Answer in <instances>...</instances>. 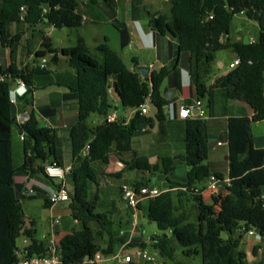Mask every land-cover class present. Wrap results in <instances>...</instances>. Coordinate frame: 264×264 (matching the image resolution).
<instances>
[{
    "label": "trees",
    "instance_id": "16d2710c",
    "mask_svg": "<svg viewBox=\"0 0 264 264\" xmlns=\"http://www.w3.org/2000/svg\"><path fill=\"white\" fill-rule=\"evenodd\" d=\"M102 2L111 5L108 0ZM169 3L170 13L157 20V30L160 35L167 32L177 35L180 50L194 57L190 69L193 71L194 66L198 97L208 95V105L212 109V91L215 88L224 89L230 101L250 105L254 116L229 119L230 183L223 184L213 194L207 189V181L213 175L207 163L210 152L208 123L200 117L187 118L186 149L178 156L188 166L187 179L184 183L169 180L167 190L162 189L160 196L147 199L144 209L149 220L156 223L161 231V234L151 237L150 244L162 257L170 260H174L177 251L181 250L186 257L202 254V264H251L240 246L244 233L250 231H256L261 240L264 239V148L255 146L253 134V124L264 120V0H170ZM80 4L81 0H0V40L7 42L4 33L10 23L24 22L28 28L42 23L56 28L78 29L84 21L79 13ZM22 7L26 8L24 21L20 19ZM44 10L47 12L44 13ZM241 13L258 23L260 28L258 39L248 45L243 41L232 42L230 38L233 18ZM171 21L174 25L170 24ZM115 26L123 31V25ZM20 37L21 34H17L9 42H17ZM126 43L124 34L123 44ZM228 49L236 52L240 64L208 87L207 79L212 72L216 52ZM46 52L53 56V63L58 61L59 53L68 58L76 85L70 88L64 99L75 100L79 112L77 123L70 128L67 139L71 143L73 157L70 210L74 219L82 224V229L65 235L57 244V249L62 264H88V260H93L97 254H113L111 247L103 249L97 243L91 228V224L95 223L105 230L107 221L106 214L96 212L99 195L90 199V185L97 183L93 164H107L112 150L118 156L133 152L134 138L154 123L152 118L141 112L149 97L161 108L159 120L166 119L163 108L169 103L162 96L161 88L172 71L164 67L153 73L151 78H143L126 65L107 40L93 54L81 36H78L75 46L60 52L46 38L44 50L36 53L40 63ZM40 63L32 70L0 65V75L5 77L4 81H0V264H16L20 259L17 251L22 247L28 250V257L45 256L50 252L46 242L38 239L35 223L32 222V228L26 227L21 203L25 196L22 186L15 180L20 173L48 178L45 174L48 164L60 165L58 131L42 126L34 109L36 88L33 78L48 72L40 67ZM133 63L135 66L139 64L136 58H133ZM111 78L116 79L114 88L122 106L136 110L130 122L116 120L108 123L106 120L113 109ZM19 81L28 86V92L19 98L16 105L17 109L21 107L29 115L22 127L18 126L17 114L15 119L11 117L10 93ZM93 114L105 120L92 126L89 119ZM15 128L24 135V139L20 138L24 162L19 167L14 163ZM87 145L90 149L85 156L83 153ZM161 161L163 173L170 175L174 170V158L165 157ZM131 169L158 170L156 167L152 169L144 157H137ZM214 175L224 180L223 175ZM145 182L151 183V179L138 181L134 187L140 188ZM206 194L211 196V203L216 204L229 223L230 237L227 240L220 236L225 227L207 212ZM46 203L51 204L47 199ZM194 212L197 214L195 222L191 220ZM21 236L27 240L23 246L18 245ZM139 245L142 248L146 246L144 243ZM259 249L258 245L254 247V256Z\"/></svg>",
    "mask_w": 264,
    "mask_h": 264
},
{
    "label": "crops",
    "instance_id": "0c3cea01",
    "mask_svg": "<svg viewBox=\"0 0 264 264\" xmlns=\"http://www.w3.org/2000/svg\"><path fill=\"white\" fill-rule=\"evenodd\" d=\"M81 0L79 7V13L83 16L84 21L80 28H56L52 25L38 24L34 28H28L24 22L20 23H10L6 26L4 36L7 42L3 43L0 40V61L2 66L10 67L14 66L18 69L28 68L32 70L37 67L40 63V59L36 57L38 51L44 50V41L48 38L52 47L59 50L65 48H71L75 46L78 36L84 38L88 48L95 53L96 48L106 42L109 46L116 51L111 45L110 36L103 30V26L112 25L114 29H117L115 24L123 25V31H119L121 42L123 48L132 47L135 52L132 53V59L136 58L138 60V65L129 67L132 70H136L138 66H148L150 68L149 77L153 73L159 72L162 68H169L172 72L170 76L165 80L161 92L162 96L165 92L171 89L176 90V96L173 98L169 104L166 105L163 110L166 116L164 121H160L159 125L155 126V121L152 126H147L143 133L137 135L133 140V152L132 156L125 157L118 156L113 150L109 155V162L104 164L102 162H95L93 168L96 172L97 183H92L90 185V199H93L96 195H99V200L97 203V213L106 214V229L94 231L97 243L103 248H112V252L115 253L121 249L125 250V254H131L137 248H140L139 243H144L145 240L143 235L140 233L142 227V214L144 215V208L147 204V200H142L136 209L128 207L126 201L123 198L122 188L124 186L134 187V184L143 179H151V183H157L158 178L155 171H143L139 169H131V165L135 162L136 158H147L148 163L153 168H158L160 170L161 159L165 157L174 158V170L167 177H171L175 173L177 166L179 164H187L178 158L179 155L185 153V131L187 119L175 118L171 119V107L175 113L178 112L180 106H194L197 101L202 102V108L205 112L203 119L208 123L209 137L215 136L216 140L209 143L210 152L208 158V166L213 174H221L224 180L229 179V148H228V122L230 118L234 117H248L252 118L254 116L253 108L244 103L237 101H230L226 90L221 88H215L213 92V108H209V112L206 111L205 101L206 98L209 99L208 95L204 98H199L196 87H195V76H194V66L193 71L190 69L191 64H194V57L187 52L180 50V44L178 36L167 32L165 35H160L157 30L158 19L163 16H168L170 13L171 5L167 13H162L158 9L154 11H147L141 14L138 12H130L127 10L124 20H120L122 10H125L127 6H118L112 1L108 0L111 5L105 4L102 0ZM120 0H118L119 2ZM170 1V0H168ZM159 16V18H158ZM157 21V25L154 28V22ZM18 26H16V25ZM171 25L174 23L171 21ZM175 32V26H173ZM21 34L20 39L17 42L10 43L14 36ZM125 34L127 38V43L123 44V35ZM1 38V31H0ZM231 38V35H230ZM237 41H243L244 37H239ZM119 55L120 53L116 51ZM139 52V53H138ZM121 56V55H120ZM20 57V58H19ZM62 54H58V61L55 62L54 68L50 67V62L53 56L46 52L47 59V73L39 74L33 78L35 90V105L34 109L37 114L39 123L42 126L51 127L59 132L69 131L70 128L77 123L78 120V107L75 100L66 101L65 95L69 93L70 88L75 87L76 79L73 69L62 68L63 61H66ZM122 57V56H121ZM237 58V54L233 51V61ZM123 59V58H122ZM215 61L217 58L215 56ZM231 62V63H232ZM230 63V64H231ZM220 68L225 67L224 62H219ZM231 69L216 72L212 66V72L207 79V86L211 87L216 84L217 80L222 76L228 74ZM115 78H111V101L113 109L109 116H114L117 120L130 122L134 117L136 110L129 109L121 110L122 103L118 97L114 82ZM219 101L224 106V111L220 114L217 111ZM147 103V102H146ZM124 108V107H123ZM125 109V108H124ZM43 110V111H42ZM149 113V112H148ZM197 111L188 119L195 118ZM28 113L24 111H18L17 117L26 120ZM91 118V117H90ZM105 118L99 116L97 123H101ZM96 125V124H94ZM151 128V129H150ZM14 134H17L19 139L21 138V132L18 128L14 129L13 133V149H14ZM253 134L254 142L257 148H264V120L253 124ZM69 136L61 135L58 140V159L59 164L63 167L73 165L72 149L71 143L67 139ZM21 143V156L18 158L19 162L16 163L14 158V163L16 167H19L24 162V151L22 141ZM221 143V145H219ZM226 148V149H225ZM136 154V156L134 155ZM49 165V164H48ZM162 170V169H161ZM163 172V171H162ZM188 166L186 170V178L180 181H173L178 183H184L187 179ZM132 173V175H131ZM116 179L119 182H123L118 188L121 191V195H116L111 197L110 203L119 202L120 209L115 212L119 215V220L125 221L129 224L128 230L124 234L125 237H118L117 242H112L111 238L113 233L108 230L109 226V216L111 212L110 207L101 206L104 200L100 196V190L102 183L110 184L111 180ZM153 179H156L153 182ZM16 182L20 184L23 188V195L29 197L37 192L42 193L47 200L49 197L57 190L58 183L52 182L44 175H32L29 173H20L15 178ZM129 180V182H128ZM68 191L70 194L73 193L72 178L69 174L66 179ZM145 185L150 186V183L145 182ZM144 185V186H145ZM158 187V186H157ZM223 184L220 185V189ZM135 188V187H134ZM158 188H163L159 186ZM219 189V190H220ZM219 194V193H218ZM207 204H211V196L209 194L205 195ZM209 200V201H208ZM108 202V201H107ZM68 204L70 208V202H62L56 205H51L46 203V206L50 208L51 216L54 215L55 218L60 217L55 215L56 210L59 205ZM122 209L130 210L133 213L129 218L124 217ZM146 211V210H145ZM71 214V210L69 211ZM63 216V215H62ZM64 217V216H63ZM148 217V214H147ZM61 219V218H60ZM149 219V218H148ZM75 225L65 229L60 223L55 225L53 228L50 226V231L48 234L39 233L36 228V221L29 219L26 216V227L32 228L35 223V228L37 231V237L40 240L49 244V241L53 238L57 244L60 243L61 239L74 231H79L77 225L81 224L76 219H74ZM150 221V220H149ZM121 226V225H120ZM151 239V238H150ZM138 242V243H135ZM112 254V253H111ZM109 254V255H111ZM109 255H105L106 258L102 260L99 264H150V262L140 260L137 257H133L131 263H126L123 260H113ZM248 257V255H247ZM256 262H251V264ZM261 264V263H260Z\"/></svg>",
    "mask_w": 264,
    "mask_h": 264
},
{
    "label": "rangeland",
    "instance_id": "374dc122",
    "mask_svg": "<svg viewBox=\"0 0 264 264\" xmlns=\"http://www.w3.org/2000/svg\"><path fill=\"white\" fill-rule=\"evenodd\" d=\"M116 5L120 6H127L125 7V10H122L121 15L119 16L120 20H124L127 16L126 12L127 10L130 12H138V14L147 12V11H154L158 9L162 13H167L169 11L170 3L168 0H110ZM126 15V16H125ZM16 25V24H15ZM18 26V25H16ZM103 30L110 36L111 38V45L116 51L120 53L122 56L124 62L129 66L133 67V59H132V53L135 52V50L132 49V47H125L123 48L121 37L119 31L117 29H114L112 25H105L103 26ZM260 33V28L258 23L249 20L244 13L237 14L232 21L231 25V40L232 42H236L239 37H249V40L256 41L258 39ZM137 53V52H135ZM139 53V52H138ZM96 54V53H93ZM217 61L214 62L213 68L216 70V72L224 71L230 69V63L233 61V50H220L216 52L215 54ZM20 58V57H19ZM66 59V61H63L62 68H69L68 58L63 57ZM219 62H224L225 67L220 68ZM55 63L52 61L50 62V67L54 68ZM209 99L206 98L205 106L206 111L209 112ZM121 110H126L129 112V109H124L121 107ZM18 111H22L21 107L18 109ZM218 113L220 114L222 111H224V106L219 101ZM99 118V115L93 114L91 118L89 119V124L94 125L97 124V120ZM226 149V148H225ZM21 156V143L20 139L17 134H14V158L16 160V163L19 162L18 158ZM160 170L155 171L156 176L158 178L157 183H150L151 187H159L162 186L163 190H167L170 186L169 180L173 181H180L186 178V170L187 166L185 164H179L177 166V169L175 170V173L172 174L171 177H167L162 170L163 166L162 163H160ZM162 169V170H161ZM132 175V173H131ZM54 182H59V180H54ZM129 182V180H128ZM110 184L102 183L100 196L104 198L101 206H107L110 207V213L109 216V226L108 230L113 233V237L111 238L112 242H117L118 237H125L127 234H124L126 230L129 228V224L125 221L119 220V215H116L115 212L120 209L119 202H112L110 203L111 197L116 195H121V191L118 188L123 182H119L116 179L111 180L109 182ZM209 201V200H208ZM24 213L25 215L34 221H36V228L39 230V233H46L50 231L51 221L55 217L54 215L51 216L50 208L46 206V198L45 196L37 192L36 194H33L29 197H25L21 200ZM70 208L68 204H61L58 206L55 215L60 216L61 218V225H57V227L62 226L65 229L75 225L74 217L72 214H70ZM123 212L124 217L129 218L131 215L133 217V213L130 212V210L122 209L121 213ZM207 212L210 216L217 219L224 227L225 230L221 233V238L223 240H227L230 237V231H229V223L223 218L220 210L216 206L215 203H211L207 205ZM64 217H63V216ZM142 229L141 234L144 237L145 240V251L147 252L149 257H153L160 264H202V254L193 256V257H186L182 254V251L179 250L176 253L175 259L170 260L169 258L162 257L150 244V238L154 235L161 234V231L158 228V225L156 223H153L149 221L147 217V212L144 209V215L142 214ZM197 218L196 212L192 215V221L195 222ZM94 224V225H93ZM93 228L95 232H98L100 229V226L98 224L93 223ZM121 225V226H120ZM79 229H82V224L77 225ZM98 228V230H97ZM25 241V237L21 236L18 240V245L23 246ZM258 245L259 250L257 256L253 255V249L254 247ZM240 250H244L246 254L248 255L247 259L250 262H257L264 264V239L261 240L258 237L250 236L248 233H244L242 238V243L240 246ZM150 262V261H147ZM150 264H153L150 262Z\"/></svg>",
    "mask_w": 264,
    "mask_h": 264
},
{
    "label": "built area",
    "instance_id": "2783aa9c",
    "mask_svg": "<svg viewBox=\"0 0 264 264\" xmlns=\"http://www.w3.org/2000/svg\"><path fill=\"white\" fill-rule=\"evenodd\" d=\"M25 12L26 8L22 7L21 8V14H20V19L24 21L25 19ZM47 10H44V13H46ZM212 19L213 17L210 16ZM250 42H254L251 40ZM240 64V57L237 56V58L230 64V69L233 70L235 69L238 65ZM1 65V61H0ZM47 66V59L43 58L41 59L40 67L41 68H46ZM5 77L0 75V81H4ZM28 92V86L24 82H17L15 85H13V88L10 93V101L11 104H18V100L20 97L24 96ZM172 111L170 114L171 119L175 118H180V119H187L193 115V110H197V114L195 115L196 117L203 118L205 115V112L202 108V102L197 101L194 106H180L178 109V112L175 113L173 110V107H171ZM141 112L142 114H148L149 112V107L146 104H144L141 107ZM27 119L23 120L20 119V117H17V123L19 127H22V125L28 120L29 115H26ZM108 123L115 122L117 118L114 116H107L106 118ZM21 138L24 139V135L22 133ZM221 145V143H219ZM89 145H87L86 149L84 150V155H88L89 152ZM72 172V166H67L63 167L58 164H51L48 165L45 169V174L48 176L49 179L51 180H59L58 182V188L57 190L49 197V200L52 205H56L58 203L62 202H70V193L68 191L67 187V176ZM230 180H220L216 175H211L210 178L207 181V189L208 193H216L220 189L221 184H227L229 185ZM163 193V190L158 187H150V186H141L140 188H134V187H128L124 186L122 188V194L123 198L126 201L128 207L136 209L139 205V203L142 200H147L150 198H155L160 196ZM60 217L53 218L51 221V227L53 228L55 225L60 223ZM250 236L253 237H258L261 239V236L256 232V231H250L248 233ZM24 244H27V240L24 241ZM49 247V254L45 256H40V255H33V256H27L28 255V250L24 249L23 247L20 248L17 251V255L19 256V261L16 264H62L60 255L58 253L57 249V243L56 241L52 238L49 241L48 244ZM107 257H110L113 260H123L126 263H131L133 260V257H137L140 260L144 261H150L153 264H160L158 260H156L153 257H149L147 252L145 251V248H137L134 250L133 253L131 254H125V250L121 249ZM106 258L105 255L102 254H97L93 260H88V264H99L102 262V260Z\"/></svg>",
    "mask_w": 264,
    "mask_h": 264
},
{
    "label": "water",
    "instance_id": "95a60500",
    "mask_svg": "<svg viewBox=\"0 0 264 264\" xmlns=\"http://www.w3.org/2000/svg\"><path fill=\"white\" fill-rule=\"evenodd\" d=\"M158 18H159V16H158ZM46 21H47V19H46ZM156 25H157V21L154 22L153 27L155 28ZM249 43H250L249 37L248 36L244 37V44L248 45ZM136 71L139 74H141V76L143 78H148L149 77L150 68L148 66H138V67H136ZM175 96H176V90L175 89L168 90L163 95L164 99L167 102H171ZM147 105L149 107V113L147 114V116L152 118L155 121V126L157 127L159 125V123H160L158 115H159V113L161 111V108L152 101L151 97L148 98ZM196 111H197L196 109L193 110V114H195ZM16 114H17V106L15 104H11V117L13 119H15ZM58 134H59V136H61V135L70 136V132L69 131L63 132L62 130H59ZM216 139H217V137L210 136L209 139H208V142H212V141H214ZM124 156L125 157H130V156H132V153L125 154ZM155 181H156V179H153V182H155ZM23 232H24V230H23ZM46 247H48V244H46ZM87 260H88V258H87Z\"/></svg>",
    "mask_w": 264,
    "mask_h": 264
}]
</instances>
